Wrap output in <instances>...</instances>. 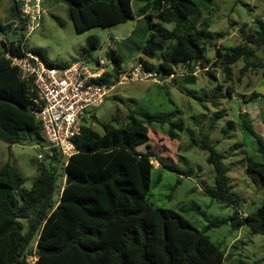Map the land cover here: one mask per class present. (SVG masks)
Here are the masks:
<instances>
[{"label":"trees","instance_id":"trees-1","mask_svg":"<svg viewBox=\"0 0 264 264\" xmlns=\"http://www.w3.org/2000/svg\"><path fill=\"white\" fill-rule=\"evenodd\" d=\"M63 1L77 33L117 26L136 17L145 20L149 34L140 50L143 56L156 58L157 63L145 57L139 61L164 76L175 73L180 63L193 66V70L197 65L207 67L203 62L208 63L210 47L217 48L218 63L230 76L233 65L241 59L245 61L244 70L257 67L251 44L264 46V21L258 20L259 30L246 42L223 51L218 41L224 33L212 32V20L204 14L215 5L213 0H142L137 9L135 0ZM13 16L15 28L0 20L4 40L5 35L20 33L14 40L9 38V43L0 41V140L10 144L21 143L32 133L43 135L40 122L30 111L36 92L6 57V53L22 56L26 50L27 18L22 16L17 0ZM99 44L91 36L86 52L91 53ZM36 53L47 62L42 52ZM111 60L119 64L122 57ZM260 65L264 76V62ZM121 70L111 69L104 81L116 84ZM172 80L194 82L196 76L180 73ZM93 122L99 123L96 113L77 137L78 153L64 157L56 148L46 153L49 164L42 161L38 165L30 188L9 161L0 167V264H31L28 256L34 254L38 257L34 264H225L226 260L227 264H248L243 258L231 261L207 231L230 224L235 230L248 226L253 234L264 236V197L256 211L243 215L224 157L208 135L200 141L191 135L190 144L207 151V161L214 168L215 186L207 188L206 193L233 206L234 211L223 219L206 217L208 224L201 230L181 212L156 208L149 202L154 170L151 157L159 158L151 150H139L149 144V124H168V133L174 138L184 123L143 108L131 110L124 123L117 111L102 125V131ZM243 128L257 140L262 157V161L248 157V170L259 174L264 182V139L246 118ZM163 166L182 176H191L194 171L192 167L182 170L171 164ZM160 181L161 175L157 177V183Z\"/></svg>","mask_w":264,"mask_h":264},{"label":"rangeland","instance_id":"rangeland-1","mask_svg":"<svg viewBox=\"0 0 264 264\" xmlns=\"http://www.w3.org/2000/svg\"><path fill=\"white\" fill-rule=\"evenodd\" d=\"M213 1V8L204 14L212 20V32L224 33L218 41L223 51L246 42L259 30L258 20L264 21V0ZM141 4L142 0L134 2L136 9ZM13 7L14 0H0V20L12 23L15 28L17 21L13 18ZM42 9V17L33 32L24 33V48L42 52L49 64L85 61L95 67L101 56L106 60L108 69L119 67L126 71L145 57L140 45L146 42L149 31L146 21L139 17L117 26L94 27L77 33L63 0H43ZM91 36L96 37L100 44L87 53ZM7 37L14 40L20 37V33L18 36L11 33ZM0 40L3 41L4 36L0 35ZM251 47L257 67L244 70L245 61L241 59L227 76L218 63L217 48L210 47L206 56L208 63L203 62L207 67L197 65L193 70V66L186 63L177 66L181 74L195 75L194 82L167 80L162 83L138 79L117 83L111 95L93 110L99 119V123L93 122V126L100 131L117 111L120 122L124 123L131 110L141 108L184 123L183 130H176L174 138L168 133V124H149V144L141 145L139 150H151L159 158L151 157L154 170L147 196L149 202L156 208L181 212L201 230L208 224L206 217L227 218L232 215L234 207L206 193L207 188L215 186L214 168L207 161V151L190 145L191 135L199 141L208 135L210 142L222 153L232 191L242 203L243 215L256 211L262 205L264 182L259 174L250 172L247 167L248 157L258 161H262V157L257 140L243 128V118H246L264 139V76L260 65L264 62V46L251 44ZM114 56L122 57L119 64L112 62ZM145 58L157 63L156 58ZM207 71L214 73L215 77ZM42 136L32 133L26 140L15 144L0 140V167L9 161L25 178L28 188L38 174V165L42 161L49 164L45 160L49 149ZM163 164L175 165L182 170L192 167L194 171L191 176H182L166 169ZM159 175L161 181L157 183ZM182 207L191 209L182 211ZM207 234L226 251L231 261L243 258L248 264H264V236L253 234L248 226L235 230L228 224L212 228Z\"/></svg>","mask_w":264,"mask_h":264},{"label":"built area","instance_id":"built-area-1","mask_svg":"<svg viewBox=\"0 0 264 264\" xmlns=\"http://www.w3.org/2000/svg\"><path fill=\"white\" fill-rule=\"evenodd\" d=\"M17 1L22 16L27 18L25 31L32 33L42 17L43 0ZM23 52L22 56L6 53V57L19 68L22 79L31 82L36 92L30 111L41 124L46 148H56L64 157L78 153L76 140L83 125L92 120L93 110L99 108L115 88V84L104 81L105 74L110 71L106 60L100 56L95 67L85 61L53 66L39 53ZM121 71L117 83L138 79L163 83L180 74L177 68L175 73L164 76L146 69L142 63ZM50 155L53 156L54 152L50 151ZM39 156L43 158L42 154ZM37 258L35 254L29 255L28 261L34 264Z\"/></svg>","mask_w":264,"mask_h":264},{"label":"water","instance_id":"water-1","mask_svg":"<svg viewBox=\"0 0 264 264\" xmlns=\"http://www.w3.org/2000/svg\"><path fill=\"white\" fill-rule=\"evenodd\" d=\"M9 38L7 37V35H5V40H4V42H7V43H9ZM4 42H3V44H4ZM69 178V177H68ZM67 182H69V179L67 180Z\"/></svg>","mask_w":264,"mask_h":264}]
</instances>
